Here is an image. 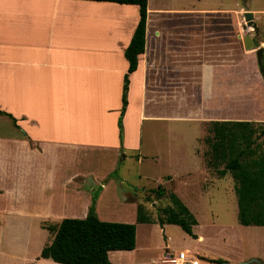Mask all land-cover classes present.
I'll return each instance as SVG.
<instances>
[{"label":"crops","instance_id":"0c3cea01","mask_svg":"<svg viewBox=\"0 0 264 264\" xmlns=\"http://www.w3.org/2000/svg\"><path fill=\"white\" fill-rule=\"evenodd\" d=\"M193 12L152 8L148 0L145 53L129 76L121 133L118 122L129 68L125 50L140 19L139 7L0 0V257L5 235H21L18 228H25L28 238L39 227L86 218L84 209L73 216L69 210L89 204L86 192L104 188L108 174L88 181L87 159L98 154L116 163L138 152L141 162L146 123L157 132L175 134L182 120L200 123L204 130L213 122H250L231 118V92L242 87L237 95L245 97L247 90L245 74L230 73L231 58L245 59L248 50L263 45L264 59V41L238 42L236 51L229 39L232 13L211 10L201 14L214 20L206 19L199 49ZM165 16L172 19L168 25ZM259 79L264 89L261 74ZM185 109L194 115L184 117ZM262 117L264 122V105ZM143 156L149 158L148 153ZM138 249L136 237V249L111 252V263L116 264L115 253ZM51 261L29 262L58 264Z\"/></svg>","mask_w":264,"mask_h":264},{"label":"rangeland","instance_id":"374dc122","mask_svg":"<svg viewBox=\"0 0 264 264\" xmlns=\"http://www.w3.org/2000/svg\"><path fill=\"white\" fill-rule=\"evenodd\" d=\"M149 3L152 8L193 10V18L197 17L198 20L196 42H199V49L205 42L206 19L210 22L214 20L211 15L201 14L211 10L225 13L229 10L232 13L229 39L231 48L236 51L241 46L238 42L264 41V0H149ZM248 11L255 15L256 30L248 26L245 20ZM157 17L152 15V20H157ZM171 20L165 16L167 25ZM192 42H195L193 37ZM262 46L248 50L245 59L231 58L230 65L231 74H245L247 78L245 97L237 95L242 87L230 94L231 118L254 122V128L263 121L264 89L259 79L257 54ZM186 115L191 118L194 114H190V109L188 112L185 109L183 116ZM200 126L193 120H182L181 131L174 134L169 130L157 132L155 125L146 123L143 153L140 154L146 156L148 153L149 158L141 155L139 162L138 152H135L128 154L126 160L120 158L116 163L103 155L100 158L98 154L87 159L86 179L92 181L108 172L104 180L107 187L101 190L96 187L86 192V203L89 204L80 203L69 211L73 216L84 209L88 215L93 208L103 221L136 224L140 249L132 254L115 253L113 260L116 264H133L137 261L160 264L167 259V250L168 255L175 256L187 251L189 257L199 258L202 264H218L216 262L220 261L222 264H264V226L240 225L236 183L230 173L220 178L218 170L224 169L225 165L216 169L211 162V165L208 164L210 158L206 154L210 147L207 140L212 136L209 128L204 130ZM159 186L166 189L165 197L156 195ZM168 193H174L196 219L197 224L192 226L193 235L178 225L162 226L159 223L160 210L173 207ZM100 195L103 199L99 203ZM146 197L149 202L145 201ZM0 204H4L1 199ZM138 205L146 209L153 223L137 222ZM48 225L55 227L60 224ZM48 225L44 230L39 227L28 238L24 235L26 229L23 227H17L21 235L13 237L6 234L1 242L4 256L0 257V263L30 264L41 259L43 248L53 239ZM200 235L204 237L203 242L198 240Z\"/></svg>","mask_w":264,"mask_h":264},{"label":"trees","instance_id":"16d2710c","mask_svg":"<svg viewBox=\"0 0 264 264\" xmlns=\"http://www.w3.org/2000/svg\"><path fill=\"white\" fill-rule=\"evenodd\" d=\"M83 1L139 7L140 19L125 50L129 68L124 79L118 122L122 133V119L128 105L129 76L137 71L139 56L145 53L148 0ZM259 71L264 85V59L259 62ZM0 114L4 113L0 111ZM253 124L246 121L213 122L209 127L212 137L207 140L210 147L206 154L210 158L208 164L216 169L225 165L224 169L218 170L219 175L225 177L230 173L236 183L239 223L242 226H264V122L259 123L256 128L252 127ZM155 193L159 198L167 195L163 186H159ZM168 198L173 207L160 210L159 223L162 226L178 225L186 233L193 235L192 226L197 224L196 219L174 193H168ZM145 201L149 202V199L146 197ZM137 211L139 224L153 223L142 205H138ZM48 229L53 232V239L43 248L40 258L58 264H112L109 256L111 252L136 249V224L103 221L93 208L84 219L67 218L59 226H48ZM216 263L222 264V261Z\"/></svg>","mask_w":264,"mask_h":264},{"label":"built area","instance_id":"2783aa9c","mask_svg":"<svg viewBox=\"0 0 264 264\" xmlns=\"http://www.w3.org/2000/svg\"><path fill=\"white\" fill-rule=\"evenodd\" d=\"M168 254L167 252V259L160 264H200V260L193 256L189 257L188 252H180L178 256Z\"/></svg>","mask_w":264,"mask_h":264},{"label":"water","instance_id":"95a60500","mask_svg":"<svg viewBox=\"0 0 264 264\" xmlns=\"http://www.w3.org/2000/svg\"><path fill=\"white\" fill-rule=\"evenodd\" d=\"M245 20H246L248 26L253 27L254 30H256L257 25L254 22V14H253V12H250V11L246 12L245 13ZM262 53H263L262 49H259L258 52H257V54L259 56V62L261 61Z\"/></svg>","mask_w":264,"mask_h":264}]
</instances>
